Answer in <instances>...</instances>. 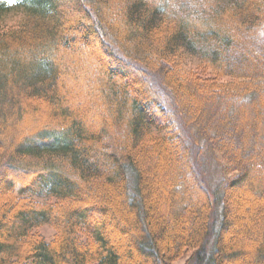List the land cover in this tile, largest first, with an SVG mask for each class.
<instances>
[{
	"label": "trees",
	"instance_id": "16d2710c",
	"mask_svg": "<svg viewBox=\"0 0 264 264\" xmlns=\"http://www.w3.org/2000/svg\"><path fill=\"white\" fill-rule=\"evenodd\" d=\"M66 1L0 0V264H264V0Z\"/></svg>",
	"mask_w": 264,
	"mask_h": 264
},
{
	"label": "rangeland",
	"instance_id": "374dc122",
	"mask_svg": "<svg viewBox=\"0 0 264 264\" xmlns=\"http://www.w3.org/2000/svg\"><path fill=\"white\" fill-rule=\"evenodd\" d=\"M3 2H6L5 4L6 5H11L13 4V0H2ZM69 2L70 0H67L65 3L61 4L60 5V11L61 12H66L69 10L68 6H69ZM22 20V14L20 12H16L15 10L14 11H11L10 13H8V15L5 17L4 19V24L8 25L9 27L13 26H17L18 23ZM51 25V24H50ZM42 42V44H45L47 42L46 38L40 40ZM96 52V54H99L100 51L98 52L97 50H94ZM105 56L102 55V58L103 60H106V58H104ZM77 58V59H76ZM84 58V63H81L82 64V67L86 68V70L89 69H92V61L89 60L88 58L85 59ZM22 63L26 64L28 62L31 61V58L30 56L28 55H21L20 58ZM79 58L78 57H75L74 55H65V62L64 64L67 63H70V62H74L76 60H78ZM1 74L2 75H9V71L7 69V67L5 68H1L0 70ZM83 77V79H82ZM78 78L83 80V83H84V80L86 79V76H84V74L80 71L78 73ZM86 81V80H85ZM80 83L79 86H77L75 89L72 90V92L70 93V96H69V99L71 101H80L82 102L83 99H84V94L87 93V90L84 88V84ZM72 84V83H71ZM22 85L21 84H15V80L13 79V77L11 78V80H9V83H8V86L7 88H9L10 90L13 91V95H16L18 97V102H20V105L21 106H24V105H33L35 107L38 108V112L37 113H31V115H28L26 116L23 120H24V123L20 126V129H19V134L16 136L15 140L16 142H19V140L21 138H23V136H25L27 133H24V128L26 126H29L30 128L28 129V134L30 131H33L34 129L37 128V126H40L41 123L43 121H45L48 117H49V110L46 106L44 105H41V104H38V103H31L28 99H25V98H20L18 96V92L20 91V87ZM22 90V89H21ZM23 92V91H21ZM83 98V99H82ZM93 104L90 100V97L88 98V100L86 101L85 103V106L87 108H91ZM95 108L97 109H100L99 112L100 113H103V110L101 105L99 103H96V105L94 106ZM28 111H31V110H28ZM106 111V110H105ZM97 120H98V117H97ZM36 121V122H35ZM116 130V129H115ZM114 131V129H113ZM8 133V132H7ZM9 135V133L7 134ZM8 149V148H7ZM9 150V149H8ZM220 163V166L222 165V162L217 158V160H211L209 162V164H207L205 166V169H204V172H205V177H204V182L206 184V187L209 189L210 192L214 193V191H216V188H217V185L219 184V182L221 181L222 179V175H221V171H220V166L218 165ZM213 221L215 222V224L217 225L218 221H219V213H220V202H215V199H213ZM215 225V226H216ZM39 232L47 239L49 240L51 237H52V234H53V231L51 228L47 227V226H43L42 228L39 229ZM193 252H189L188 254H186L184 257H182L181 259H179L178 261L172 263V264H186L187 260L193 255L192 254Z\"/></svg>",
	"mask_w": 264,
	"mask_h": 264
}]
</instances>
